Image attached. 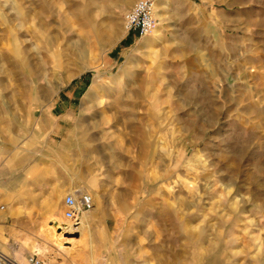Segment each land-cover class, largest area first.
Segmentation results:
<instances>
[{"label":"rangeland","instance_id":"obj_1","mask_svg":"<svg viewBox=\"0 0 264 264\" xmlns=\"http://www.w3.org/2000/svg\"><path fill=\"white\" fill-rule=\"evenodd\" d=\"M139 1L0 0V125H71L72 193L100 207L62 245L65 218L0 221V251L264 264V0H161L143 38L125 23Z\"/></svg>","mask_w":264,"mask_h":264},{"label":"crops","instance_id":"obj_2","mask_svg":"<svg viewBox=\"0 0 264 264\" xmlns=\"http://www.w3.org/2000/svg\"><path fill=\"white\" fill-rule=\"evenodd\" d=\"M71 128V125H0L2 224L40 225L41 222L30 219L65 218V199L73 194L71 169L66 168L71 160V147L66 143L57 147V135L65 136ZM62 160L63 168L57 165ZM94 203L96 207L87 215L88 219L99 212L98 201L94 199Z\"/></svg>","mask_w":264,"mask_h":264},{"label":"built area","instance_id":"obj_3","mask_svg":"<svg viewBox=\"0 0 264 264\" xmlns=\"http://www.w3.org/2000/svg\"><path fill=\"white\" fill-rule=\"evenodd\" d=\"M157 0H140L126 15V30L139 38L152 34L157 26L155 17ZM64 216L73 227H78L82 216L93 210L95 203L90 193H84L77 197L75 194L67 195L65 199ZM0 264H20L14 258L0 251ZM26 264H47L35 255L27 259Z\"/></svg>","mask_w":264,"mask_h":264},{"label":"bare ground","instance_id":"obj_4","mask_svg":"<svg viewBox=\"0 0 264 264\" xmlns=\"http://www.w3.org/2000/svg\"><path fill=\"white\" fill-rule=\"evenodd\" d=\"M162 1L161 0H157L156 1V11H155V17H159V14H160V11H161V7H162ZM157 32V27L155 28V30L153 31V33H156ZM151 37L154 36V34L150 35ZM147 37V36H146ZM47 92V91H46ZM50 93H48L49 95ZM83 192H85L86 190L85 189H82ZM96 195V194H95ZM80 196V195H79ZM77 196V197H79ZM98 196V195H97ZM95 197V196H94ZM95 199V198H94ZM47 205V204H46ZM87 213H85L84 215H86ZM52 220V219H51ZM54 220V219H53ZM61 223V222H60ZM56 221H52V232L51 234L55 237L54 238V241L58 242L59 245H62L60 244V242L62 243L63 241L62 240H70V241H74L73 238H69V237H66V234H69V233H74V232H78L80 231V227H73V225H69V226H63L62 224H60ZM69 223V222H68ZM81 223H78L76 224L77 226H79ZM68 225V224H66ZM84 225V224H83ZM57 243V244H58ZM61 247V246H60ZM26 259L24 261H19L20 264H25L26 263Z\"/></svg>","mask_w":264,"mask_h":264},{"label":"trees","instance_id":"obj_5","mask_svg":"<svg viewBox=\"0 0 264 264\" xmlns=\"http://www.w3.org/2000/svg\"><path fill=\"white\" fill-rule=\"evenodd\" d=\"M133 38H134V36L133 35H130V37L126 41H124L122 43V46H128V45H130L132 43Z\"/></svg>","mask_w":264,"mask_h":264}]
</instances>
